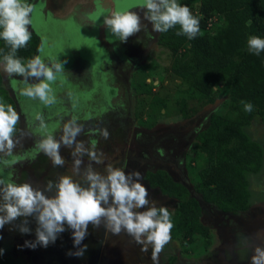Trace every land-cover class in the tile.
Here are the masks:
<instances>
[{"label":"flooded vegetation","instance_id":"obj_1","mask_svg":"<svg viewBox=\"0 0 264 264\" xmlns=\"http://www.w3.org/2000/svg\"><path fill=\"white\" fill-rule=\"evenodd\" d=\"M109 1L24 0L33 9L30 16L31 25L27 26L31 32V36L36 40V47L32 58L40 55L47 66L61 64L62 71L56 73V80L51 82L52 91L49 95L55 96L56 102L46 105L39 98L31 99L21 95V92L25 88L39 83L40 79L30 76L25 78L17 74L9 76L3 70L4 61L0 60V86L3 92L0 99H3L2 104L6 107L10 105L18 112L20 119L15 133L19 131L24 134V138L14 136V139L19 140V143L11 155L0 153V179L6 183L20 184L23 181L22 179L25 178L23 175L27 171L30 174H34L32 171L34 170L33 167L34 165L36 167L42 153L38 148V144L49 135L53 137L63 135L64 125L69 122L70 116H74L77 123L83 126V131L76 139L79 142H83L86 148H91L92 145H95L97 150L100 149L98 147L101 145V148L104 147L105 149L106 155L104 154V156L106 158L104 159V164H93L95 170L104 173L106 166L112 165L115 168L124 170L126 173L134 170L139 171L143 178L141 182L148 189V197L160 199L162 203L165 202L161 206H166V202H172L174 205L176 203L179 204L177 196L162 192L161 180H158V176L161 177L162 171L174 183L180 185L187 196L197 200L200 207L201 221L203 222V220L208 219V223L205 221V224H208L205 227L208 234V243H199L200 239L203 238L200 235L194 236L193 244H196L195 239L201 244V251L198 254L194 255L190 253V258L185 257L186 259H184L179 252H176L170 254L165 259V262L163 260L161 263V260H159V264H251L254 249L250 252L251 246H253V243L250 241H254V246L259 245L254 240V235L250 232L251 230H249L254 221L253 214H247L245 217L241 215L242 213H246V210L256 209L254 218L264 216V198L259 201H252L246 210L235 212L222 209L212 202L202 200V195L198 190L197 179L194 176L189 178L187 174L190 168L193 170L192 175L196 170L198 176V170L204 166V164L197 165L195 152L192 149L195 148V145H193L195 136L201 127L205 125L208 113L205 114L206 120L201 124L200 128L197 127L193 130L192 125L179 135L176 142L179 143L180 150L178 146L175 147L177 143L172 141L171 143H167L163 138L174 133L173 129L177 123L191 122L195 119V116H193L194 118L191 116L190 118L188 116L176 118L177 123L174 127L169 124H167L168 127H161V118L154 113L155 107H157L154 105L152 108L153 113L150 110L147 111L149 107L147 110H143V112L139 109L140 116L146 118L147 121H135L136 116L134 115V110H131L132 100H130L131 96L133 98V92H129L131 89L123 81L129 72L139 66V64L134 63L136 60L134 56L142 54L147 49V44L152 43V46H154L155 34L149 36L148 42L143 46V40H138V38H141V34L143 35L148 30L149 24L146 19H142V29L140 32L132 35L133 43L131 44L134 48L140 45V50L133 54L125 50L122 57L119 50H123L121 45H125V42H121L118 37L114 36L106 25L102 27L100 22L101 19L103 20L107 16L108 9L106 5L109 4ZM102 5L105 8L104 10L100 9H103ZM140 6L139 3H134L133 0H123V2L115 6V13L120 14L133 11L141 16L144 14V11ZM101 28L104 29L103 35L100 33ZM137 40L138 42L135 44ZM41 47L43 48L42 53L38 51ZM109 80H113L112 83ZM108 93H110V96ZM96 113H100V116L95 115L85 119V114L94 115ZM38 116L43 118L44 126H42L41 120L37 119ZM54 118L57 121L55 129L52 131L53 133L40 134L39 131L50 127V122ZM104 128H107L110 133L107 140L103 139L99 134L100 130ZM167 141L169 140L167 139ZM30 142L32 143L31 147H28ZM24 146H27L25 150H23ZM74 149L69 147L68 150L72 153ZM71 153L62 155L65 159V164L68 166L70 161L73 163L74 160L73 156L70 155ZM175 153H180L181 158L172 161V167L171 162L165 166L164 161L167 159L173 160ZM42 157H45V155ZM187 157L189 163H187ZM82 159L84 163L80 167L79 174H74L69 167L66 168V171L70 173H65V175L80 177L78 180L84 179V173L89 160L86 155ZM10 164L13 165L10 166ZM49 166L45 170L46 174L56 177L62 173L60 169L62 167H53L51 163ZM71 167L73 170V164ZM175 170H178V172H174ZM150 177L152 181L157 183L152 184V181L149 179ZM31 178L34 186V176H31ZM42 178L40 176L39 180H42ZM47 181H49L48 177ZM35 188L42 190L43 186L38 185ZM51 193L46 192L45 195L51 197ZM256 193L258 197H264V188L260 187ZM0 203H2V194H0ZM161 206L157 208H161ZM166 208L169 207L166 206ZM176 209L170 210L174 213ZM141 210L144 211V209ZM24 219L23 217L17 218L12 224H6L0 229L2 236L6 235L8 239H16L18 233L19 235L22 234L21 236L28 235L32 241H35L36 220L34 216L27 217V226L31 231L29 233H21L18 226ZM213 227L215 229L210 230ZM229 229L231 230L229 232L231 235L226 233ZM92 231L93 225L89 224L86 236H89V232L92 233ZM106 235L109 248L115 246V250L118 249L116 252H119L121 257L123 253L126 254L128 252L127 256L129 258L126 261H123L121 258L119 260L121 264H153L150 262L151 257L141 259L135 250L130 249L132 246H122L128 241L122 236L111 233ZM189 238L188 235H184L183 233L181 238L177 237L176 239L181 241L180 243L185 244L190 243L184 241H189ZM19 240L20 243H23L21 245L22 249L27 248L25 244L26 240L21 238ZM129 240H131V244H135L133 239L130 238ZM240 240L241 244L239 243ZM119 242L120 244L117 245ZM37 246L41 253L44 246ZM57 246L61 247L62 245H56L55 247ZM70 246V250L72 248L71 252L76 253L77 246L74 243L70 244ZM67 247L62 249L67 250ZM262 247H264V244ZM88 249L92 250L83 253L82 256L74 255V259L73 255L72 257L61 255L60 257L68 261L66 264H70V262L71 264H115L118 262V259H115L113 255L114 248L111 250L110 256L99 254L97 257H93L94 249L90 246V243ZM209 249L214 251L209 254ZM31 250L34 251V256L37 255L38 251L36 249ZM105 250L107 249L105 248ZM181 252L184 253L183 250ZM185 253V256H188L187 250H185Z\"/></svg>","mask_w":264,"mask_h":264},{"label":"clouds","instance_id":"obj_2","mask_svg":"<svg viewBox=\"0 0 264 264\" xmlns=\"http://www.w3.org/2000/svg\"><path fill=\"white\" fill-rule=\"evenodd\" d=\"M139 5L144 11V19L151 22L154 34L167 32L179 25L180 31L176 34L193 39L200 31L199 19L193 16L188 6L179 4L177 0H141ZM32 11V7L24 0H0V39L10 45L12 50L5 57L3 70L9 76L17 74L40 79L39 83L25 88L21 95L39 98L44 104L51 105L56 102L55 96L49 95L52 91L51 82L56 80V73L62 71V65L47 66L40 55L25 65L15 56L16 51L27 46L31 39L27 26L31 25ZM104 24L121 42H127L130 36L142 29L141 17L133 11L113 13L105 19ZM247 45L253 54L264 52V38L252 36ZM38 51L42 53L43 48ZM252 109L251 103H244L246 112ZM19 119L18 112L12 106L6 107L0 103V153L11 155L19 143V140L14 139ZM37 119L44 126L43 118L38 116ZM82 131L83 126L73 118L64 125L59 141L49 135L41 140L38 148L51 160L53 167H63L65 159L60 155L61 145H75L71 153L74 158L73 172L79 174L85 155L89 160L84 173L86 184L74 180L71 175H63L55 183L48 181L41 190L30 183H6L0 179V229L23 217L25 219L18 226L19 231L29 233L31 229L27 226L26 218L34 216L37 222L36 240L25 241L27 246L34 248L54 243L67 224L72 229L73 243L77 246L76 253L69 254L80 256L87 247L79 246L87 235L89 224L99 227L103 221L107 232L113 235L126 233L142 246L141 252H148V246L151 245V260L153 264H159V254L171 239L173 223L169 210L166 207H148L149 193L141 182L143 178L139 171L126 173L112 165H107L104 173L95 170L93 164H104V153L98 152L95 145L86 148L83 142H77L76 138ZM99 134L105 140L110 136L107 128L101 129ZM53 190L54 196L45 195ZM257 238L264 237L257 233ZM251 264H264V247H254Z\"/></svg>","mask_w":264,"mask_h":264},{"label":"trees","instance_id":"obj_3","mask_svg":"<svg viewBox=\"0 0 264 264\" xmlns=\"http://www.w3.org/2000/svg\"><path fill=\"white\" fill-rule=\"evenodd\" d=\"M177 2L188 6L199 19L200 31L193 39L177 35L179 25L164 33L157 32L155 44L169 50L172 62L168 82L161 85V97L153 101H158V113L163 109L166 114L167 105L172 104L171 113L182 118L203 105H213L219 95L227 97L228 114L209 113L195 136L192 150L197 165L204 164L198 170V190L205 202L232 212L246 210L252 202L247 175L258 172L263 160L261 146L249 139L244 128L255 118L264 120V52L259 55L249 52L247 41L252 36L264 38V0ZM35 47L36 40L31 36L27 46L16 51V58L26 65ZM11 52L10 45L0 39V60L4 61ZM181 83L193 94L179 96L176 90ZM1 90L0 86V97ZM242 102L251 103L252 111L246 112ZM159 179L162 191L180 199L176 211L170 212L171 236L181 238L184 233L190 237L184 241L193 243L194 236L200 235L203 239L199 243H208L197 200L187 196L164 172ZM0 264L15 262L0 260Z\"/></svg>","mask_w":264,"mask_h":264},{"label":"rangeland","instance_id":"obj_4","mask_svg":"<svg viewBox=\"0 0 264 264\" xmlns=\"http://www.w3.org/2000/svg\"><path fill=\"white\" fill-rule=\"evenodd\" d=\"M140 1L141 0H133L134 3H139ZM141 14H143V13H141ZM140 17H141V20L144 19V14L141 15ZM146 21L149 24V28L145 33H143V35L141 34V36H142L141 38H138V40H141V41L143 40V46H144V44H146V42H148L149 36L154 34V31L152 30L151 22H149L148 20H146ZM157 35H158V33L156 32L155 38H154L155 40L153 41L154 45H156L155 43L157 42ZM138 40L135 42V44L138 42ZM132 41H133L132 36H130L127 39V42H125V45H121L123 50H119V52H121L122 57H123L125 50L132 52V54L134 52H137L138 50H140V47H139L140 45L137 48H134L131 45L133 43ZM134 58H136L134 63L139 64V66H137V68H135L134 70L129 72L127 77H125V80L123 82L125 83V85L129 89H131V90H129V92L130 93L133 92V98L131 96L130 100H132L131 101V107H132L131 110L132 109L134 110L133 112H134V115L136 116L135 121L136 122H140L142 120L147 121L146 118L140 116V110L139 109H141L143 112V110H147V108L149 107V109L147 111L150 110V112L153 113L152 108L154 105H157V103H158V101L154 102L153 98H155V97L160 98L161 97V85H166L168 82L169 75L171 72L170 64L172 62V58L170 59V57H169V50H166L165 48L158 47V46L156 48L155 46H152V43L147 44V49L142 54H138V56L135 55ZM108 75H109V73H108ZM112 81L113 80H109L110 83H112ZM176 81L178 83L181 82L179 79H177ZM176 91L178 92L179 96L184 95V97L190 96L191 94H193L191 92V90L188 89V86L185 83H181ZM108 94L110 96V93H108ZM226 98L227 97L225 95H219L218 97H216V103L215 104L203 105L204 107L196 110L193 114L188 115L189 118H190V116L191 117L195 116V119L193 121H191V122L188 121L190 124L188 122H182L181 124L177 123V121H176L177 120L176 118H178L177 115L171 113L173 110L172 104L167 105V107H166L167 113L166 114L163 113L164 112L163 109L160 110V113H158L157 110H155L154 113H156L157 116L159 118H161V122H162L161 127H168L167 124L174 127L175 124L177 123L173 129L174 133H171L170 135L165 136L163 138V140H166L167 143H171V141L174 143H177L175 145V147L178 146V149H179L180 146H179V143L176 142V139L179 137V135L181 133L185 132L192 125H193L192 126L193 130L196 129L197 127L200 128L201 124H203V122L206 120L205 114L207 113V111H209L208 114L213 112V111L214 112L216 111L219 114H225V115L228 114L227 113L228 109H227V103H226L227 99ZM72 99H74V98H72ZM78 107H80V106H78ZM155 108H157V107H155ZM161 112H162V114H161ZM196 114H197V116H196ZM95 115L100 116V113H96L94 115H88V114L86 115L85 114V116H86L85 119H87L90 116H95ZM73 118H75V117L70 116L69 121H71ZM191 119H189V120H191ZM56 121H57V119L54 118V120L50 122V127L46 128L45 130L39 131V133L44 134V135L46 133L52 134L53 133L52 131H54V129H55ZM80 121H82V120H80ZM163 124H165V125L163 126ZM244 132L249 137V139L257 142L262 148V160H263L262 161V167L260 168V170H258V172L249 173L247 175L248 189H249V191L251 190L250 193L252 195L251 200L252 201H259V200H262L264 198V197H258V195L256 193L260 187L264 188V186H262V185H264V120L255 118L254 120L251 121L250 125H248L247 127L244 128ZM22 134L23 133H20L19 131H17V133H15L14 136H17V138L18 137L24 138V134L23 135ZM59 136H62V135L55 136L54 138L59 141V139L61 138V137L59 138ZM167 139L169 141H167ZM77 142H79V141L77 140ZM31 144L32 143L30 142L28 147H31ZM181 144H182V142H181ZM25 148H27V146H24L23 150H25ZM74 148H75V145L72 146V149H74ZM98 148H100V149H97L98 152H103L106 155L104 147L101 148V145H100ZM68 149H69V147L64 146L62 144L61 148H60V155L62 156L63 154L66 155V154L71 153V151H69ZM43 155H45V154L42 152L40 154V159L38 160L36 167H35V165L33 167L34 170H32V171L34 172V174H30L29 171H27L26 174L23 175L25 178L22 179L23 181L20 184L30 183L33 186V180L31 178V176H34V180H35L34 186L37 187L38 185H40V186L42 185L44 188L46 183L48 182L47 177L49 178V181H53L55 183L59 180V178L61 176L65 175V173H67V174L70 173V172L66 171V168L70 167V170L73 171L72 167H71L73 163L70 161L69 166L67 164H64V166L62 167L64 169L60 168L62 171V173L60 175L58 174V176L55 177L53 175L46 174L45 170H47V168L50 167L49 164L50 163L52 164V162L46 155H45V157H42ZM174 155H175V157L173 158V160L167 159L164 161L165 166L171 162V167H172L173 166L172 161H174L176 159L178 160L181 158L180 153H175ZM105 158H106V156H104V159ZM186 160H187V163H189L188 157L186 158ZM11 161H14V160H11ZM12 165L13 164H10V166H12ZM192 171L193 170H191L189 168L187 176L189 178L194 176L197 179V184H198L199 177L196 174V170H195V173L193 175H192ZM174 172H178V170H175ZM40 176L43 177L42 180H39ZM35 177H36V179H35ZM72 177L74 180H77V181L81 182L82 184H86V182L84 181L83 178L78 180V178H80V177H74V176H72ZM149 179L151 180V178H149ZM38 180H39V182H38ZM152 184H155V182L152 181ZM162 192H164V191H162ZM51 195L52 196L55 195L54 190L51 193ZM148 199L150 201L148 207H151V206L158 207V206H161V204H165V202L162 198L161 199L163 200L164 203H162L160 199H155L152 197H148ZM177 199L179 202L180 199L179 198H177ZM177 205H178V203H176L174 205V204H172V202H166V206H168L170 209H173V210H175L177 208ZM166 206L162 205L161 207H166ZM169 208H167L169 210V212H172V210H170ZM255 210L256 209L246 210L247 212L242 213L241 216L245 217L247 214L248 215L253 214L254 221L252 222V225H251V228H253V229L250 228L249 230H251L250 232H252V234L254 235V240H256V242L262 246L264 244V238H257V235H255V234L260 232L262 237H264V216H261L260 218H258V217L254 218ZM139 211H142V210L139 209ZM200 221H201V219H200ZM205 221H206V223H208V219H205V220H203V222L202 221L201 222L205 227H207L208 224H205ZM64 227H65V231L60 233L61 235H59L57 237V239L55 240L54 243H50L47 247H43L41 250L42 251L41 253L38 249V246L33 248V247H28L26 245L27 248L22 249L21 245H23V243H20L19 239L21 238V239H24L26 241L31 242L32 239L30 236H28V235L21 236L22 234L19 235L17 233V237L15 236L16 239H11V238L8 239L6 237V235L2 236V234L0 232V250H3L2 252H0V260H10V261L13 260L15 262V264H66V262H68V261L61 258L60 256L61 255H64V256L68 255V257H72V255H73V259H74V254H72V255L69 254V253L73 252V251L71 252L72 248L70 250V247H71L70 244L73 243L72 242V240H73L72 230H71V228H69L67 226V224H65ZM212 229H215V228L214 227L210 228V230H212ZM254 230H255V234H254ZM230 231L231 230L229 229L228 232H226V233L228 234ZM108 233L109 232L106 231L103 221L101 222L99 227L93 226L92 233L89 232L90 235L85 236V238L83 239V241L80 245V247H83L84 245L87 246L83 253L90 252L92 250V249H88L89 243H90V246L93 247V249H94L93 257H97V255H99V254L103 255V256L107 254L110 256L111 250L113 248H114V252L118 251V249L115 250V248H116L115 246H113L112 248L108 247V244H107L108 238L106 235ZM229 234L231 235V233H229ZM119 235L122 236L125 240H128L122 246H132L130 249L135 250L137 252L139 258L145 259V257H151V253H152V246L151 245L148 246V252H141L140 251V249L142 247L141 245L137 244L136 242H135V244H131V240H129V239L130 238L132 239V237H130L129 235H127L124 232H122ZM128 237H129V239H127ZM176 238L177 237L174 238L173 236H171L170 242L168 244H166L165 247L163 248V250L160 252L159 260H161V263L163 262V260L165 262V259L167 257H169L170 254H173L176 252H179L181 257L186 259L185 257H189L190 253H193L194 255H196L201 251L200 250L201 244H199V243L182 244V243H180L181 241L177 240ZM249 238H250V236H249ZM91 242H92V244H91ZM250 242L253 243V246H251V250H250V252H252V250L255 247L254 241L251 240ZM132 243H133V241H132ZM239 243L241 244V240L239 241ZM119 244H120V242L117 245H119ZM54 245L55 246L56 245H62V246L61 247H58V246L55 247ZM64 247H67V250L62 249ZM121 247H118V248H121ZM105 248L108 251L105 250ZM31 249H36L38 251L37 255L34 256V253H33L34 251H32ZM182 250L184 251V253H185V250H187L189 253L188 256H185L187 252L184 254L181 252ZM213 251L209 249L208 253L210 254ZM114 252H113L114 258L118 259L117 264H121V262L119 261V260H121V258L123 261H126L129 258V256H127L128 252L126 254L123 253L122 257H121V254H119V252H116V253H114ZM202 257H204V256H202ZM150 262L153 263L152 260Z\"/></svg>","mask_w":264,"mask_h":264},{"label":"water","instance_id":"obj_5","mask_svg":"<svg viewBox=\"0 0 264 264\" xmlns=\"http://www.w3.org/2000/svg\"><path fill=\"white\" fill-rule=\"evenodd\" d=\"M120 2H123V0H116V1H113V0H110L109 1V6L108 5H106V7H107V9H108V13H107V16L102 20L101 19V24H102V27L105 25L104 24V21H105V19L106 18H108V17H110L113 13H115V6L116 5H118V3H120ZM102 7H103V5H102ZM101 10H104L105 8L103 7V9L102 8H100ZM118 9V8H117ZM103 32H104V29L103 28H101V31H100V33L103 35ZM215 103H216V101H215ZM214 103V104H215ZM75 262V261H74ZM70 264H71V262H70ZM74 264V263H73Z\"/></svg>","mask_w":264,"mask_h":264}]
</instances>
